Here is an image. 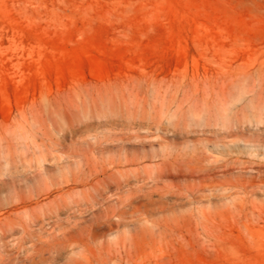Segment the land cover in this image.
Listing matches in <instances>:
<instances>
[{
    "label": "rangeland",
    "instance_id": "rangeland-1",
    "mask_svg": "<svg viewBox=\"0 0 264 264\" xmlns=\"http://www.w3.org/2000/svg\"><path fill=\"white\" fill-rule=\"evenodd\" d=\"M0 264H264V0H0Z\"/></svg>",
    "mask_w": 264,
    "mask_h": 264
}]
</instances>
